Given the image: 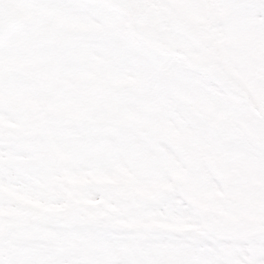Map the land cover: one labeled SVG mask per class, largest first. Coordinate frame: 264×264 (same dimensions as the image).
Instances as JSON below:
<instances>
[{
    "label": "snow or ice",
    "instance_id": "1",
    "mask_svg": "<svg viewBox=\"0 0 264 264\" xmlns=\"http://www.w3.org/2000/svg\"><path fill=\"white\" fill-rule=\"evenodd\" d=\"M0 264H264V0H0Z\"/></svg>",
    "mask_w": 264,
    "mask_h": 264
}]
</instances>
